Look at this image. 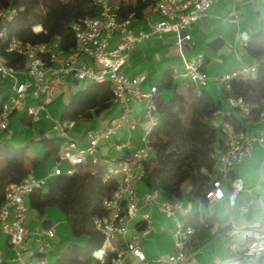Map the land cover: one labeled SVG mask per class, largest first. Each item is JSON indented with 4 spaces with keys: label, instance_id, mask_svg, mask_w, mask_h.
<instances>
[{
    "label": "built area",
    "instance_id": "obj_1",
    "mask_svg": "<svg viewBox=\"0 0 264 264\" xmlns=\"http://www.w3.org/2000/svg\"><path fill=\"white\" fill-rule=\"evenodd\" d=\"M220 1L150 0L147 10L160 17L152 23V32L172 33L175 45L181 49L192 39L188 32L189 27ZM95 5L98 8L96 15L73 24L77 43L70 51L63 50L58 40L30 42L17 36L8 37V24L13 20L17 9L7 7L0 10V82L11 80L8 98L0 113V132L8 129L12 116L20 111L32 122H38L43 117L53 119L47 105L52 95L66 83L69 75L84 83L109 82L114 100L122 103L120 114L108 125L88 132L85 145H80L68 132L73 122L54 121L55 136L62 140L60 160L56 161L47 176L37 178L32 171L22 181L6 187L5 198L0 206V230L8 236L16 261L21 264H49L47 254L56 235L54 226L42 228L34 234L41 255L39 258L28 262L21 258L22 249L32 237L27 226L30 208L26 197L36 189H46L49 181L56 175L62 172L72 174L76 166L91 158L93 162L101 161L105 164V182L111 179L117 181L111 194L103 200L105 213L93 219L94 226L104 236L102 246L94 251V255L103 260L107 253H113L112 264H125L129 256H134L139 264H150L142 246L125 238L129 225L134 220L144 233L150 232L153 227L152 210L158 207L167 215L175 217L176 229L173 234L174 252L167 258L156 261L164 264H193L194 254L188 250V245L195 229L183 219L188 214L183 199L170 201L162 198L158 190L140 189L146 172V162L155 152L151 132L158 120L155 101L158 88L153 86L149 92H143L141 85L146 75L129 76L124 71L141 38L132 29L134 14L121 17L113 0H95ZM36 26L33 27L35 31L42 29L40 24L39 30ZM245 39L248 40L249 37L246 35ZM3 47L7 52L23 57L21 67L16 68L9 63ZM87 58L91 61H87ZM204 59L199 56L186 61L178 75L196 86L206 85L210 77L203 68ZM256 70L257 62L254 60L253 64L243 65L216 76L215 80L226 89H231L233 79L255 77ZM21 76H24L23 80L20 79ZM130 101L146 102L147 125L140 137V145L132 147L129 141H117L114 145L116 150H129L128 156L118 159L100 157L97 151L101 140L110 139L120 128L128 131L137 128L139 122L131 116ZM229 104L238 109L240 118L251 114V105L241 96L231 97ZM259 120L262 123L259 133L249 127L237 129L228 121L220 124L225 143L214 149L216 168L212 186L206 192L208 202L229 198L231 204H235L237 195L243 190V182L238 178H230L229 173L237 164L252 155L256 144L264 148V110L260 113ZM60 161H66L68 168L65 171L59 167ZM225 181H229L228 186ZM177 212H183V215L177 217ZM250 232L247 254L253 257L264 255V226L252 228ZM0 264H4L1 251Z\"/></svg>",
    "mask_w": 264,
    "mask_h": 264
},
{
    "label": "trees",
    "instance_id": "obj_2",
    "mask_svg": "<svg viewBox=\"0 0 264 264\" xmlns=\"http://www.w3.org/2000/svg\"><path fill=\"white\" fill-rule=\"evenodd\" d=\"M113 1L121 17L134 14L135 18H142L150 3V0ZM7 7L17 9L8 24V37L17 36L30 42L58 40L65 51H70L77 43L73 24L98 12L95 0H0V10ZM39 14L41 19L36 21ZM38 24L42 29L35 31L33 27ZM245 48L257 62L256 75L233 79L231 89L221 85L223 99H215L207 89L192 83L183 92L171 78L162 80L157 87L158 120L151 132L155 155L146 162L142 182L146 189L158 190L162 198L170 201L208 202L206 192L212 186L216 168L214 149L225 143L223 129L213 123L214 118L221 111L223 121L231 122L237 129H245L249 122L258 121L264 110V20L259 31L249 37ZM2 49L11 65L22 66V56L7 52L5 47ZM205 63L206 58L203 67ZM9 87L0 82V113ZM162 88L173 90L169 99L160 94ZM238 96L251 105V114L245 118H240L238 109L229 104L231 97ZM113 103L114 93L109 82H87L84 87L72 90L59 121H89L109 110ZM20 122L25 126L33 123L25 114L21 115ZM61 151V138L47 135L43 129L38 139L30 138L21 144L1 142L0 206L9 184L22 181L49 159L59 161ZM104 167L103 162H93L89 158L76 166L72 174L62 172L49 181L46 189H36L26 197L29 208L38 211L39 217L49 208L61 210L76 238L57 254L52 264H112L113 253H107L103 260L94 255L102 246L104 236L94 226L93 219L105 213L103 200L117 182L103 180ZM229 177L236 178L235 168ZM183 219L194 227L195 234L213 228L217 222L216 216L207 218L191 213ZM51 225L52 221L44 223L47 227ZM254 263L264 264V255L257 256Z\"/></svg>",
    "mask_w": 264,
    "mask_h": 264
},
{
    "label": "crops",
    "instance_id": "obj_3",
    "mask_svg": "<svg viewBox=\"0 0 264 264\" xmlns=\"http://www.w3.org/2000/svg\"><path fill=\"white\" fill-rule=\"evenodd\" d=\"M159 18V15L146 10L142 18L134 19L133 32L141 38L124 68L125 73L129 76L146 75L141 85L143 92H149L153 86L158 87L166 78L173 79L176 84H179L180 90L185 92L190 82L178 74L183 70L186 61L203 56L206 58L203 68L210 79L206 85L198 87L207 89L215 99H223L221 84L216 82L215 77L254 63V59L246 51L245 36L250 37L259 31L261 21L264 20V0H221L209 8L198 22L189 27L188 32L192 39L181 49L175 45V37L172 33L152 32V23ZM115 40L116 38L113 39V43ZM86 60L91 61L90 58ZM66 78V83L52 95L47 105L49 112L52 117L57 118L56 120H59L72 90L86 85L84 82L75 80L71 75ZM20 79L23 80L24 76ZM9 84L8 80L3 82V86L8 87ZM172 93L173 90L170 88L160 90V94L166 100L172 96ZM129 103L132 107L131 116L139 122L137 128L132 131L120 128L110 139L101 140L97 151L100 157L118 159L128 156L129 150L123 152L116 150L114 145L117 141H129L132 147L140 145V137L147 125L146 102L130 101ZM121 110L122 103L114 100L111 108L102 115L89 121L73 122L68 132L80 145H85L90 130L105 127L120 114ZM22 114L20 111L12 116L8 129L0 132V143L21 144L30 138L38 139L42 129L47 135H55L53 125L56 120L54 118L43 117L40 121L33 122L31 126H25L20 122ZM222 116L220 111L214 118L213 123L216 126L222 123ZM248 127L259 133L262 123L260 120L251 121ZM51 160L49 159L33 171L37 178L45 177L52 171L56 162L54 161L51 165ZM234 168L236 178L243 182V190L237 195L235 204H231L229 198L214 202H190L183 199L188 213L217 218L213 228L192 236L188 250L194 254L193 264H255L256 257L249 256L246 248L251 239L250 229L264 226L263 146L256 144L252 155ZM225 182L228 186L229 181ZM140 189L144 190L146 187L141 183ZM176 215L181 217L183 212H177ZM152 218L153 227L148 233H144L136 226L137 221H132L125 239L138 242L144 249L150 264H164L156 260L165 259L174 252L173 234L176 229V219L158 207L152 210ZM46 221H52L51 226L56 229L52 248L47 254L49 264L54 262L57 254L71 241L76 240L61 210L55 207L49 208L39 217L38 211L30 209L27 226L32 237L21 252L24 262L34 260L40 254L34 234L47 227L44 226ZM81 240L83 241L84 238ZM0 251L4 264H21L15 260L8 236L2 230H0ZM125 264H139V261L134 256H129Z\"/></svg>",
    "mask_w": 264,
    "mask_h": 264
},
{
    "label": "rangeland",
    "instance_id": "obj_4",
    "mask_svg": "<svg viewBox=\"0 0 264 264\" xmlns=\"http://www.w3.org/2000/svg\"><path fill=\"white\" fill-rule=\"evenodd\" d=\"M37 14L39 13V10H36L35 11ZM40 19H41V14H39L38 16H36V21H40ZM8 82H11V80H8ZM4 87H6V85H4ZM54 118V120H56L57 118L56 117H53ZM154 155H155V153H153L152 155H151V158L152 157H154ZM53 163H54V161L53 160H51V165H53ZM67 163H66V161H60L59 162V167L61 168V169H63L64 171L67 169Z\"/></svg>",
    "mask_w": 264,
    "mask_h": 264
},
{
    "label": "bare ground",
    "instance_id": "obj_5",
    "mask_svg": "<svg viewBox=\"0 0 264 264\" xmlns=\"http://www.w3.org/2000/svg\"><path fill=\"white\" fill-rule=\"evenodd\" d=\"M36 27H37V30H39V26L37 25Z\"/></svg>",
    "mask_w": 264,
    "mask_h": 264
}]
</instances>
